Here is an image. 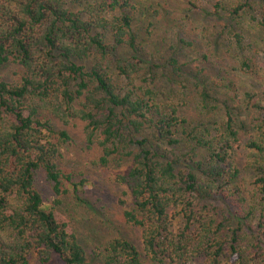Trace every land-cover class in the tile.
<instances>
[{"label":"trees","instance_id":"16d2710c","mask_svg":"<svg viewBox=\"0 0 264 264\" xmlns=\"http://www.w3.org/2000/svg\"><path fill=\"white\" fill-rule=\"evenodd\" d=\"M184 1L199 9L198 0ZM256 7L252 20L264 26V0L234 4L221 31L229 50L245 51L237 19ZM142 11L135 0H0V65L23 70L20 83L0 82V264H31L33 258L89 264L70 222L45 208L35 184L43 172L55 206L83 187L85 181L74 182L58 166L70 136L54 122L72 119L86 123L87 143L101 149V165L121 167L132 158L117 182L128 189L132 207L124 217L141 231L144 254L117 238L108 244L105 264H144L146 258L224 264L231 256L239 264H264L263 102L254 92L235 95L248 119H235L226 105L216 135L188 130L178 106L161 101L156 79H145L155 66L135 28ZM255 63L246 56L240 70L252 73ZM168 65L182 82L179 59L170 57ZM201 97L211 100L207 87ZM184 138L206 154L186 169L173 153ZM239 159L257 173L252 188L242 184ZM177 219L183 226L175 230Z\"/></svg>","mask_w":264,"mask_h":264},{"label":"rangeland","instance_id":"374dc122","mask_svg":"<svg viewBox=\"0 0 264 264\" xmlns=\"http://www.w3.org/2000/svg\"><path fill=\"white\" fill-rule=\"evenodd\" d=\"M237 1L198 0L199 9H194L184 0H135L138 8L143 9L137 14L135 28L147 59L155 66L153 73L146 75L145 79H156L154 86L161 101L178 106L180 116L187 120L188 130L197 128V133L210 131L216 135L225 122L226 105L234 112L235 119H248L249 112L234 100L235 95L257 93L256 100L260 99L264 107V26L252 20L259 8L237 19L245 33V51L229 50L221 37L223 26L231 20L230 12ZM246 56H254L256 61L252 73L240 70V62ZM170 57L178 58L183 66L185 78L182 82L171 73ZM22 75L23 70L17 64L0 65V82L17 84ZM203 87L209 91L211 100L208 102L202 101ZM54 125L70 136V140L60 147V170L65 175H72L74 182L85 183L79 192L69 190L63 196L62 204L55 206L52 183L43 172H38L35 184L45 208L70 222L79 243L86 250L89 264H105L108 244L117 238L131 240L144 254L141 231L129 225L124 217L125 210L132 207L128 189L117 182V175L129 172L132 158H126L121 167L103 166L99 162L101 149L87 143L85 122L72 119L69 124L55 121ZM244 136L242 130L241 138ZM173 153L182 160L183 169L206 156L195 142L185 138ZM239 162L242 184L246 189L252 188L257 173L244 167L242 159ZM173 226L175 230L182 228V220H174ZM31 264L42 263L33 258ZM46 264L62 263L53 258ZM144 264L158 263L146 258ZM224 264L239 262L236 256H231L225 258Z\"/></svg>","mask_w":264,"mask_h":264}]
</instances>
